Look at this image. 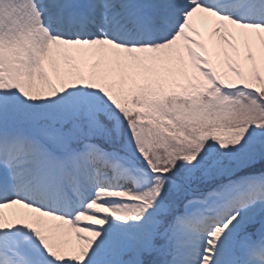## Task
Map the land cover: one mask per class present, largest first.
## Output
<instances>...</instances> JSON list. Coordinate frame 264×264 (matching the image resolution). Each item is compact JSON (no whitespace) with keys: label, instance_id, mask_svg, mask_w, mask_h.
<instances>
[{"label":"snow or ice","instance_id":"1","mask_svg":"<svg viewBox=\"0 0 264 264\" xmlns=\"http://www.w3.org/2000/svg\"><path fill=\"white\" fill-rule=\"evenodd\" d=\"M0 264H264V0H0Z\"/></svg>","mask_w":264,"mask_h":264},{"label":"bare ground","instance_id":"2","mask_svg":"<svg viewBox=\"0 0 264 264\" xmlns=\"http://www.w3.org/2000/svg\"><path fill=\"white\" fill-rule=\"evenodd\" d=\"M7 211V210H6Z\"/></svg>","mask_w":264,"mask_h":264}]
</instances>
